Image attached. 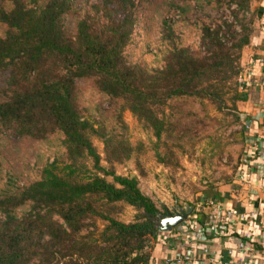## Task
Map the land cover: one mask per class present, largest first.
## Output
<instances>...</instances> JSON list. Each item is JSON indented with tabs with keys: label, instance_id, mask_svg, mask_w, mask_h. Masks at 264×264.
Here are the masks:
<instances>
[{
	"label": "trees",
	"instance_id": "trees-1",
	"mask_svg": "<svg viewBox=\"0 0 264 264\" xmlns=\"http://www.w3.org/2000/svg\"><path fill=\"white\" fill-rule=\"evenodd\" d=\"M211 1L234 4L232 20L197 19L199 48L193 49L174 22L161 19L165 49L160 65L150 67L129 61L125 50L143 20L140 12L157 1L98 0L76 12L70 31L66 20L75 12L74 0H0V135L58 140L68 161L64 173L53 161L25 185L7 175L0 186V264L153 263L150 242L166 234L155 226L159 209L136 177L100 162L112 167L144 150L143 142H130L124 110L152 132L156 160L167 165L172 147L186 135L182 117L191 116H182L179 102L205 99L222 111L231 93L235 104L241 52L254 33V0ZM172 6L188 19L184 5ZM83 82L107 98L110 120L101 109L92 115L80 105ZM93 137L103 143V158ZM87 159L97 172L79 178L76 165ZM122 203L138 210L132 221L116 218ZM24 205L28 209L19 212ZM94 218L105 222L100 231L89 229H96Z\"/></svg>",
	"mask_w": 264,
	"mask_h": 264
},
{
	"label": "rangeland",
	"instance_id": "rangeland-1",
	"mask_svg": "<svg viewBox=\"0 0 264 264\" xmlns=\"http://www.w3.org/2000/svg\"><path fill=\"white\" fill-rule=\"evenodd\" d=\"M44 1L38 0V4ZM97 1L74 0L75 12L72 11L67 15L66 20L70 31L73 29L76 12L86 10L88 5ZM154 1H157V4L151 8L153 6L151 3L148 12L145 10L140 12L139 18L143 20L135 26L132 40L125 50L129 61H141L150 67L160 65V57L165 49V43L161 39V19L174 22L176 30L182 36L183 43L193 49H198V31L194 26L197 19L213 23L224 18L231 21L230 12L235 8L234 4L228 7L226 2L218 7L214 1L207 2V0ZM253 2L251 10H254ZM173 4H181L187 8V20L182 21L181 11L172 6ZM139 8L143 9L141 6ZM250 16L248 15L246 20H250ZM230 96H232L231 93L225 96L228 107L222 111L216 109L211 102L205 99L183 101L184 105L179 102L185 110L182 116L185 113H191V116H181L186 135L178 141L179 146L172 147L174 156L169 159L167 165L156 160L152 146L156 139L152 132L145 129L128 110H124L122 116L128 126L127 136L132 144L143 142L144 150L124 163L113 164L112 167L104 159L100 164L113 169L115 174L136 177L139 188L153 200L160 213L165 208L170 211L176 204L183 206L195 203L204 182L209 180L214 182L218 176L224 178L222 176L227 171L228 152L239 153L237 151L240 145L239 132L242 127L240 119L236 121L234 118L233 114L237 111V107L233 109L234 103L230 100ZM80 105L87 108L88 113L92 115L96 114V109L99 108L107 120L111 119V108L107 98L93 90L89 82L81 83ZM92 142L103 158L101 140L93 137ZM53 161L56 162L59 174L64 173L68 161L64 156V148L58 140L31 142L0 135V186L5 182L9 173L16 176L20 185L37 180L40 178L42 168ZM76 168L79 178H86L97 172L90 159L78 163ZM105 178L107 181H112L109 175ZM119 206L121 209L115 216L121 221H132L138 215V210L128 204L122 203ZM27 209L28 206L24 205L19 212ZM93 221L96 229L94 226L89 229L95 232L100 231L105 224L99 218H94Z\"/></svg>",
	"mask_w": 264,
	"mask_h": 264
},
{
	"label": "crops",
	"instance_id": "crops-1",
	"mask_svg": "<svg viewBox=\"0 0 264 264\" xmlns=\"http://www.w3.org/2000/svg\"><path fill=\"white\" fill-rule=\"evenodd\" d=\"M253 4L254 33L241 52L244 80L234 104L242 127L239 153L228 152L224 178L204 182L190 217L150 242L152 264L187 253L195 261L183 264H212L209 258L264 264V0Z\"/></svg>",
	"mask_w": 264,
	"mask_h": 264
},
{
	"label": "water",
	"instance_id": "water-1",
	"mask_svg": "<svg viewBox=\"0 0 264 264\" xmlns=\"http://www.w3.org/2000/svg\"><path fill=\"white\" fill-rule=\"evenodd\" d=\"M172 210L173 212L167 210L164 214H157L160 219L155 221V226L159 233L168 232L186 221L193 211V205L184 204L180 206L176 204Z\"/></svg>",
	"mask_w": 264,
	"mask_h": 264
},
{
	"label": "built area",
	"instance_id": "built-area-1",
	"mask_svg": "<svg viewBox=\"0 0 264 264\" xmlns=\"http://www.w3.org/2000/svg\"><path fill=\"white\" fill-rule=\"evenodd\" d=\"M243 75L240 73L239 76H238V79H237V82H238V85L239 87H241V84L243 82ZM236 213L235 210H232L229 212V214H234ZM210 229L213 231V232H217L218 229L215 225H211L210 226ZM241 248L244 247L243 243H240L239 244ZM195 261V258L190 254V253H187V254H184V255H179L177 257L174 258V262L176 264H183L185 262H193ZM209 261L212 263V264H226L223 260H221L220 258L218 259H215V258H209ZM164 264H170L169 261H166Z\"/></svg>",
	"mask_w": 264,
	"mask_h": 264
},
{
	"label": "flooded vegetation",
	"instance_id": "flooded-vegetation-1",
	"mask_svg": "<svg viewBox=\"0 0 264 264\" xmlns=\"http://www.w3.org/2000/svg\"><path fill=\"white\" fill-rule=\"evenodd\" d=\"M172 208H173V207H172ZM172 208H171V210H170L171 212H173ZM166 211H167V209L165 208V210L162 212V214H164ZM159 219H160V218L156 215V220H159ZM156 220H155V221H156Z\"/></svg>",
	"mask_w": 264,
	"mask_h": 264
}]
</instances>
